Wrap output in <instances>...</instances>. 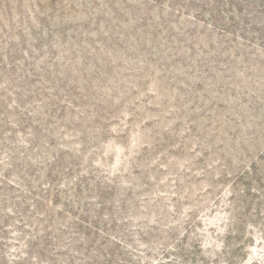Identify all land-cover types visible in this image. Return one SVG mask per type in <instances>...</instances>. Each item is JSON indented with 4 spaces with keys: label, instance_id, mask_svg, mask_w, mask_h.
I'll list each match as a JSON object with an SVG mask.
<instances>
[{
    "label": "rangeland",
    "instance_id": "obj_1",
    "mask_svg": "<svg viewBox=\"0 0 264 264\" xmlns=\"http://www.w3.org/2000/svg\"><path fill=\"white\" fill-rule=\"evenodd\" d=\"M250 168L264 0H0V264H263Z\"/></svg>",
    "mask_w": 264,
    "mask_h": 264
},
{
    "label": "trees",
    "instance_id": "obj_2",
    "mask_svg": "<svg viewBox=\"0 0 264 264\" xmlns=\"http://www.w3.org/2000/svg\"><path fill=\"white\" fill-rule=\"evenodd\" d=\"M248 178L257 184V188L248 187L246 191V196L249 198L248 202L240 201V206L237 204L233 207L237 213L239 210L247 209H253L255 212L251 228L255 227L254 223H259V227H256L258 231L257 239L260 244L259 246H261L264 264V168H250ZM224 220L228 222V227L223 232V240L214 244L212 250L205 249L204 251L203 248L206 246V243H202L198 247L195 244L190 246L192 249L190 254L193 256L197 255L196 258L199 264H236L235 262L239 258L241 251L245 249V244L248 243V240L243 235V221L240 220V216L238 217L235 214L231 218L229 213Z\"/></svg>",
    "mask_w": 264,
    "mask_h": 264
}]
</instances>
